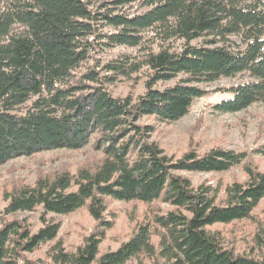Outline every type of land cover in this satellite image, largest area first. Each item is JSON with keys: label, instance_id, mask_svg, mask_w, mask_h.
<instances>
[{"label": "trees", "instance_id": "trees-1", "mask_svg": "<svg viewBox=\"0 0 264 264\" xmlns=\"http://www.w3.org/2000/svg\"><path fill=\"white\" fill-rule=\"evenodd\" d=\"M238 75L248 81L224 88L216 113L264 103V0H0V167L59 150L99 154L1 191L0 264H264V171L253 161L264 146L175 160L153 140L208 84ZM138 78L137 97L112 90ZM235 168L246 179L223 194L183 175ZM81 211L92 224L70 248L56 219ZM244 221L256 224L240 252L219 227Z\"/></svg>", "mask_w": 264, "mask_h": 264}, {"label": "rangeland", "instance_id": "rangeland-1", "mask_svg": "<svg viewBox=\"0 0 264 264\" xmlns=\"http://www.w3.org/2000/svg\"><path fill=\"white\" fill-rule=\"evenodd\" d=\"M248 81L247 76L222 79L207 85L211 94L206 98L195 102L192 111L180 121L171 125H156V132L153 140L162 147L167 155L175 160L184 156L187 151L196 149L199 152H207L214 148H222L237 153L253 152L255 149L264 146V103L255 104L247 110L234 114H220L213 110V106L226 98L221 92L224 88L236 86ZM131 80H123L112 87L115 95L126 97L130 92H134L137 97L144 93L145 89L140 78L132 86ZM173 82L166 85H172ZM232 95V94H229ZM234 95H232L233 97ZM142 124H153L150 118L143 119ZM99 154L94 153L88 147L80 151H52L34 157H23L15 159L0 167V211L6 205L5 198L1 191L11 190L17 184H32L39 175L50 173L54 170L68 167L75 170L78 166L86 162H92L98 158ZM254 163L264 171V157L255 155ZM194 186L208 185L219 189L221 194L226 187L235 182H243L246 176L242 168H235L227 173L219 174H198L185 173ZM123 208V205H115ZM264 210V201L256 211L257 218H263L261 211ZM40 213L29 214L33 229L37 231L42 223L39 219ZM61 224L59 238H62L69 247H74L79 243L78 230L88 229L92 224L85 211L75 213L67 217L56 219ZM122 221V220H121ZM254 221H244L236 223L234 226L219 227L229 235L230 241H234L237 251H244L251 243V237L255 231ZM123 221L119 226H123ZM45 251V250H44ZM32 255L33 258L42 257L43 252Z\"/></svg>", "mask_w": 264, "mask_h": 264}]
</instances>
